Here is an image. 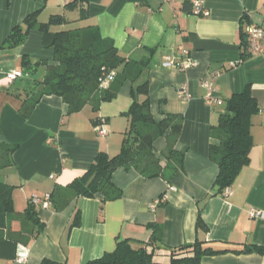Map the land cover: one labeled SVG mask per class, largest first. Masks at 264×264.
I'll use <instances>...</instances> for the list:
<instances>
[{
  "label": "crops",
  "instance_id": "obj_1",
  "mask_svg": "<svg viewBox=\"0 0 264 264\" xmlns=\"http://www.w3.org/2000/svg\"><path fill=\"white\" fill-rule=\"evenodd\" d=\"M203 1L210 10L207 17L193 14L184 0H0V90L25 99L27 93L38 90L35 83L44 78V63H55L54 49L44 46L37 27L22 45L3 48L13 28L34 12L40 22L62 15L66 22L52 30L97 26L127 60L147 62L154 118L179 114L183 119L177 139L164 135L154 142L155 154L163 163L169 147L185 151L183 169L171 176L146 178L134 168H120L113 181L123 194L105 203L103 209L99 198L85 197L61 210L53 204L36 205L45 230L28 244L24 234L30 226L10 215L6 236L21 235L17 255H27L24 264H41L44 258L86 264L113 251L118 240L131 239L134 247L149 241L155 225L162 226L163 240L170 246L201 239L214 249L230 250L205 256L201 264H264V255L231 251L249 244L264 246V218L249 214L251 208L264 211V55L248 54L243 59L240 44L245 21L264 26V0ZM24 58L43 64L27 71ZM188 58L197 65L182 69ZM167 61L174 66H164ZM19 70L22 77L8 79L9 73ZM204 80L212 82L223 104L206 100ZM247 85L260 106L252 118L251 162L229 195H217L213 186L219 167L209 156L210 145L216 143L211 126L227 112L225 104L231 95ZM183 88L187 96L179 94ZM132 89V82L126 80L116 97L102 102L97 111L89 103L79 112L68 113L61 96L45 95L25 117L21 101L6 100L0 112V141L17 148L0 179L14 187L17 212H23L34 196L43 199L56 187L83 175L100 151L110 156L120 152L129 126L124 113L133 102ZM102 121L108 127L107 136L96 131ZM78 212L81 223L71 227ZM200 215L208 226L206 231L197 227ZM22 227L28 231L21 232ZM0 264L18 263L0 258Z\"/></svg>",
  "mask_w": 264,
  "mask_h": 264
},
{
  "label": "trees",
  "instance_id": "obj_2",
  "mask_svg": "<svg viewBox=\"0 0 264 264\" xmlns=\"http://www.w3.org/2000/svg\"><path fill=\"white\" fill-rule=\"evenodd\" d=\"M76 1L68 4L72 7ZM66 18L53 15L47 22H40L38 12L27 15L22 24L15 26L6 38L3 48H15L22 45L32 29L37 27L43 34L45 47L54 49V64L46 65L44 78L36 82L33 93H27L26 98L12 95L6 90H0V112L9 98L21 101L20 110L25 117L30 116L34 107L45 95L61 96L68 105V113L81 111L87 104H93L97 111L102 102L111 101L119 93L122 84L130 80L133 84V102L124 115L129 120L122 148L116 155L110 156L100 151L88 170L73 179L66 186H58L50 194L56 210H61L71 201L79 197L99 198L101 208L108 201L119 199L123 192L113 181V174L120 168L136 169L146 178L158 176L168 177L179 169H183L185 151H179L173 146L165 153V163L155 154L154 142L167 135L178 138L183 119L179 114H168L161 120H156L152 114L149 96V81L146 73L149 64L145 61L127 60L121 55L113 39L104 37L97 26H87L67 30L53 31L54 25H62ZM250 21H245L240 31V44L243 48V59L246 58L247 36L244 27ZM43 62L32 63L24 58L23 66L27 71L36 70ZM116 70L117 75L110 87L100 89V81L106 71ZM30 92V91H29ZM226 113L218 122L211 126V136L216 140L209 148L210 159L218 164L219 173L214 182L215 194L225 195L232 187L242 170L251 162V151L254 146L252 135V118L260 111L256 97L247 85L241 92L234 93L226 101ZM98 121L96 122V124ZM17 146H10L0 141V173L8 164L9 158ZM14 187L0 179V258L12 262L17 256L19 237L8 235V217L19 218L30 226L22 227L21 232H27L25 243L40 235L45 230L37 206L32 203L23 212H17L13 202ZM81 223V213L76 214L71 227ZM199 230H208L201 215L198 218ZM27 230V231H26ZM162 244L164 247H159ZM229 249H214L201 239L185 242L178 246H170L163 240V228L155 225L149 241L133 246L131 239L117 241L113 251L105 252L99 258L86 264H201L205 256L229 252ZM237 254L258 253L264 255V246L249 244L242 249L231 250ZM41 264H69L44 258Z\"/></svg>",
  "mask_w": 264,
  "mask_h": 264
},
{
  "label": "built area",
  "instance_id": "obj_3",
  "mask_svg": "<svg viewBox=\"0 0 264 264\" xmlns=\"http://www.w3.org/2000/svg\"><path fill=\"white\" fill-rule=\"evenodd\" d=\"M188 2L191 5V10L192 13L197 15V16H204L207 17L210 15V10L206 8L204 5L203 0H184ZM244 30L246 32L247 36V50L246 52L250 55H264V26L255 23V22H250L247 23L244 27ZM183 53L185 55H189L188 50L183 49ZM164 66L166 67H172L174 66V63L172 61H167L163 63ZM197 62L191 58H188L184 63L182 64L181 68L185 69L188 67H193L196 66ZM24 75L22 70L15 71L12 73H9L8 79L10 80H16ZM117 75L116 70H110L106 71L105 75L100 81V89L101 90H106L110 87L111 83L115 80V77ZM203 86L206 87L207 93H206V100L211 103V104H218L221 105L223 104L222 98L218 97L216 95L215 88L209 80H204L203 81ZM188 91L186 88H183L179 91L180 95H186L187 96ZM96 131L100 136H107L109 133L108 127L104 121H102L100 124L96 126ZM231 192V189H227L225 191V195H229ZM161 198L160 200H157L156 204L162 201ZM32 203L35 205H42L43 207H49L52 205L51 201V195L47 194L43 199L39 198L38 196H34L32 199ZM250 217L252 218H264V211L258 210L255 208H251L249 211ZM27 255L26 254H20L17 255L15 258V262L18 264H24L27 262Z\"/></svg>",
  "mask_w": 264,
  "mask_h": 264
},
{
  "label": "water",
  "instance_id": "obj_4",
  "mask_svg": "<svg viewBox=\"0 0 264 264\" xmlns=\"http://www.w3.org/2000/svg\"><path fill=\"white\" fill-rule=\"evenodd\" d=\"M159 247H164L162 244H159Z\"/></svg>",
  "mask_w": 264,
  "mask_h": 264
},
{
  "label": "rangeland",
  "instance_id": "obj_5",
  "mask_svg": "<svg viewBox=\"0 0 264 264\" xmlns=\"http://www.w3.org/2000/svg\"><path fill=\"white\" fill-rule=\"evenodd\" d=\"M58 29H60V28H54L53 30H58Z\"/></svg>",
  "mask_w": 264,
  "mask_h": 264
}]
</instances>
